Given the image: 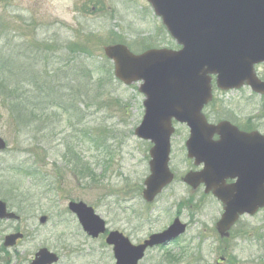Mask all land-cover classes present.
<instances>
[{"label": "rangeland", "instance_id": "obj_1", "mask_svg": "<svg viewBox=\"0 0 264 264\" xmlns=\"http://www.w3.org/2000/svg\"><path fill=\"white\" fill-rule=\"evenodd\" d=\"M112 40L130 45L133 53L151 47L180 48L147 0H0V56L10 57L5 62L16 73L15 80L26 81L46 66L63 72L68 66L71 79L87 67L75 88L79 96L64 97L73 114L51 109L45 115L48 131L41 134L37 132L41 125H17L0 96V136L9 146L0 156V200L12 188L31 187L34 199L27 204L38 208L19 223L0 222V264H30L44 247L60 256L59 264H116L105 237L92 239L83 231L68 208L71 201L94 208L110 230L124 233L135 244L162 232L177 217L189 226L174 243L149 250L140 264H264V209L244 217L232 241L222 243L215 230L221 204L204 194L191 195L180 182L189 171L186 134L180 126L171 155L177 180L154 204L145 203L142 191L150 174L152 144L135 135L145 114V96L139 92L140 84L118 82L113 67L109 73L97 72L106 60L103 46ZM70 44L75 49L86 46L92 57L86 63L74 58ZM88 72H94L92 78ZM258 73L264 78V67ZM55 75L56 80L61 78V71L48 76ZM61 92L68 94L64 88ZM66 152L79 156L94 180L83 181L74 174L63 157ZM43 186L47 188L38 193ZM44 215L49 220L41 225ZM18 229L24 240L5 253V236ZM169 257L174 263L167 261Z\"/></svg>", "mask_w": 264, "mask_h": 264}, {"label": "water", "instance_id": "obj_2", "mask_svg": "<svg viewBox=\"0 0 264 264\" xmlns=\"http://www.w3.org/2000/svg\"><path fill=\"white\" fill-rule=\"evenodd\" d=\"M161 18L170 36L181 46L180 51L152 49L136 55L122 44L104 48L114 65L115 77L126 86L142 83L145 115L135 130L138 138L150 141V175L145 181L144 200L151 204L174 181L170 170L171 139L174 121L192 128L187 143L189 159L205 165L201 173H189L184 182L197 189L206 186L223 205L224 213L216 224L221 238L229 237L241 216L256 215L264 209V136L254 161L242 165L238 141L222 139L207 143L208 137L222 134V125H209L203 116L204 107L212 100V79L219 89L240 88L245 84L264 95V81L256 72L264 65V0H147ZM7 143L0 137V153ZM235 153L234 155L232 153ZM235 174H230V170ZM226 185L227 178H237ZM69 209L83 229L93 238L106 233V222L83 202H71ZM19 221L0 201V221ZM47 217L40 222L45 224ZM187 225L176 219L162 233L150 236L134 246L120 232H111L107 243L114 246L116 264H139L148 249L167 245L183 234ZM23 235L5 238V247H13ZM59 257L41 249L31 264H55Z\"/></svg>", "mask_w": 264, "mask_h": 264}, {"label": "trees", "instance_id": "obj_3", "mask_svg": "<svg viewBox=\"0 0 264 264\" xmlns=\"http://www.w3.org/2000/svg\"><path fill=\"white\" fill-rule=\"evenodd\" d=\"M110 42L112 44H116L117 42L124 43L123 41L117 40H112ZM74 47L75 46H73V44H70L67 47L69 53L74 58H80L83 63H86L87 58L92 57L86 46H81L77 49ZM2 57L3 56H0V63H4V65L3 67L0 65V96L8 106L9 111L14 116V120L17 125H19V123L20 126L25 124L41 125L43 128L41 131H37L41 134L44 131H48L49 127L46 126V124L49 118H46L47 116L45 115H47L51 109H60L64 115L73 114L69 107L64 105V102L67 103V100H65L64 97L73 99L75 96H79V93L75 90V88L80 85V77L84 74L87 67L77 71L80 75L74 74L72 78L69 79L68 66L65 67L64 72L60 68L48 70V66H46L44 71L38 73V71L35 70L33 75L30 78H27L26 81H20L15 80L16 73L13 71V68H10L8 64H6L7 62H5V60L7 59ZM111 67L112 65L110 62L105 60L104 65L98 68L97 72L105 70L109 73L111 71ZM59 71H61V78L65 80L66 83H62L61 78L56 80V77H58L57 75L48 76L54 75ZM88 74V78H92L94 72H88ZM84 78L86 79L87 76ZM103 81L104 80L102 79L98 80L99 83ZM54 82H57L58 84H54ZM63 88L68 91L67 95L61 92V89ZM71 91H73L72 95L69 94ZM63 157L73 167V173L81 177L83 181L86 179L94 180L93 172L79 156L72 155L71 152H66ZM45 188L47 187L43 186L41 191L37 190V192L41 193ZM31 190V187L22 188L21 186H18L16 188H12L8 193V201L11 203L10 207L16 209L18 214L21 216H24L26 211H29V205L27 204L28 201L34 199ZM47 192H50L49 188ZM47 192H44L43 194H46ZM16 194H18V196H15ZM167 261L169 263H174V259L171 257H169Z\"/></svg>", "mask_w": 264, "mask_h": 264}, {"label": "flooded vegetation", "instance_id": "obj_4", "mask_svg": "<svg viewBox=\"0 0 264 264\" xmlns=\"http://www.w3.org/2000/svg\"><path fill=\"white\" fill-rule=\"evenodd\" d=\"M258 69L259 67H256L257 72ZM211 84L213 97L211 102L204 107L203 114L210 125L223 124L224 126L222 134L215 133L213 136L208 137L206 141L207 143H217L222 139L230 140V142L238 141L241 163L246 166L250 160V154L252 161H254L259 147V134L264 136V102L261 103L264 97H261L247 84L238 89L223 90L218 88L216 77H213ZM181 128H184L186 134L183 141L185 146L187 140L191 138V129L186 125H181L179 129L181 130ZM178 131L176 132L178 133ZM232 154L234 155L235 153L233 152ZM188 163L189 171L186 174L189 172H200L203 169V165H196L195 159L192 161L188 160ZM173 172L177 175L176 170ZM229 172L231 175L235 174L234 169ZM237 181L238 177L234 179L227 178L225 184L228 186ZM188 189L194 196L204 194L206 198L213 197L212 193L208 195L205 193L206 188L204 185L199 186L197 189L190 187ZM235 228L231 231L230 239L234 237ZM17 233H19L18 230L12 234Z\"/></svg>", "mask_w": 264, "mask_h": 264}]
</instances>
